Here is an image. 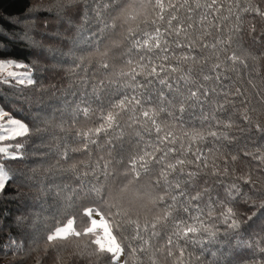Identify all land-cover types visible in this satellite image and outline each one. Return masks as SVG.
<instances>
[{"label": "trees", "instance_id": "obj_1", "mask_svg": "<svg viewBox=\"0 0 264 264\" xmlns=\"http://www.w3.org/2000/svg\"><path fill=\"white\" fill-rule=\"evenodd\" d=\"M5 60L0 264H118L88 210L125 264H264V0H0Z\"/></svg>", "mask_w": 264, "mask_h": 264}, {"label": "rangeland", "instance_id": "obj_2", "mask_svg": "<svg viewBox=\"0 0 264 264\" xmlns=\"http://www.w3.org/2000/svg\"><path fill=\"white\" fill-rule=\"evenodd\" d=\"M11 61L13 63V67L9 69L10 71H14L17 73H28L31 76V83L34 81L32 77V71L30 70L29 66L23 62L15 61V60H5L0 62H9ZM23 65V67H15V65ZM0 79L1 80H7L11 82H18L19 77L13 78L7 75V72H0ZM19 83V82H18ZM24 84H29L27 81H25ZM9 119H15L10 116H7L6 114L3 117H0V120H3L5 123ZM19 122V125H22V129L20 130V133L16 135V137L20 135L27 134L29 132L28 127L20 120L15 119ZM15 137V138H16ZM10 140H4L3 146H9L8 152L4 153L5 156L12 155L9 153L10 148L12 147V144L9 143ZM8 176L5 173V170L0 165V182L5 185V182L7 180ZM126 199L130 202L135 201H141L142 197L139 196L138 192L136 190L130 189L128 194L125 195ZM88 215L90 218V225L88 230L92 232H96L99 235V243L102 248H105L109 252L115 255V259L117 260L118 264H125V252L123 248L119 245L115 235L112 232V229L110 228L104 214L100 210H88ZM78 233V228L76 225V222L73 219H70L68 222H66L64 225H61L57 227L51 234L52 238H68Z\"/></svg>", "mask_w": 264, "mask_h": 264}, {"label": "snow or ice", "instance_id": "obj_3", "mask_svg": "<svg viewBox=\"0 0 264 264\" xmlns=\"http://www.w3.org/2000/svg\"><path fill=\"white\" fill-rule=\"evenodd\" d=\"M13 67V63L11 61L9 62H0V72H7V75L13 78L19 77L18 82L20 84H24L25 81L27 83H31V76L28 73H17L14 71H10ZM15 67H23V65H15ZM6 114L5 111L0 109V117H3ZM22 125H19V122L15 119H9L6 123L3 120H0V154H4L8 152L9 146H3L2 141L4 140H11L16 137L20 133V130L22 129ZM3 183L0 182V190L3 188Z\"/></svg>", "mask_w": 264, "mask_h": 264}]
</instances>
